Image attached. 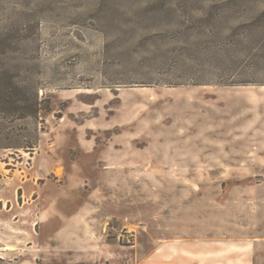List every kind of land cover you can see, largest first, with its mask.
<instances>
[{
	"label": "rangeland",
	"instance_id": "obj_1",
	"mask_svg": "<svg viewBox=\"0 0 264 264\" xmlns=\"http://www.w3.org/2000/svg\"><path fill=\"white\" fill-rule=\"evenodd\" d=\"M0 264H264V0H0Z\"/></svg>",
	"mask_w": 264,
	"mask_h": 264
},
{
	"label": "built area",
	"instance_id": "obj_2",
	"mask_svg": "<svg viewBox=\"0 0 264 264\" xmlns=\"http://www.w3.org/2000/svg\"><path fill=\"white\" fill-rule=\"evenodd\" d=\"M135 230L133 228L123 226L118 239L126 246H132L135 241Z\"/></svg>",
	"mask_w": 264,
	"mask_h": 264
},
{
	"label": "trees",
	"instance_id": "obj_3",
	"mask_svg": "<svg viewBox=\"0 0 264 264\" xmlns=\"http://www.w3.org/2000/svg\"><path fill=\"white\" fill-rule=\"evenodd\" d=\"M36 104V103H35ZM29 114L34 113L33 111L28 112Z\"/></svg>",
	"mask_w": 264,
	"mask_h": 264
}]
</instances>
